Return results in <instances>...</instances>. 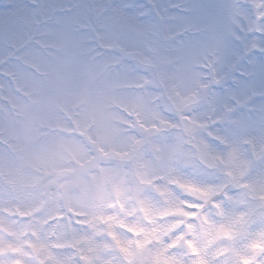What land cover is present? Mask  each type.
<instances>
[{
    "label": "rangeland",
    "instance_id": "374dc122",
    "mask_svg": "<svg viewBox=\"0 0 264 264\" xmlns=\"http://www.w3.org/2000/svg\"><path fill=\"white\" fill-rule=\"evenodd\" d=\"M0 264H264V0H0Z\"/></svg>",
    "mask_w": 264,
    "mask_h": 264
}]
</instances>
